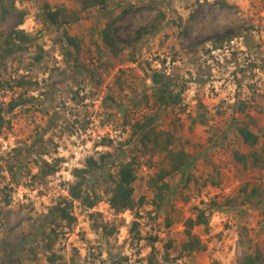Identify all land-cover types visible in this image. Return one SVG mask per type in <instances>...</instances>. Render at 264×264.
Instances as JSON below:
<instances>
[{
    "label": "rangeland",
    "instance_id": "1",
    "mask_svg": "<svg viewBox=\"0 0 264 264\" xmlns=\"http://www.w3.org/2000/svg\"><path fill=\"white\" fill-rule=\"evenodd\" d=\"M15 1L25 15H0V48L14 29L30 40L0 59V264H244L246 252L264 256V170L235 157L264 142V0ZM59 5L78 20L52 22ZM116 18L118 56L102 41ZM65 31L81 40L79 55ZM154 72L176 91L185 86L181 104L156 103ZM17 100L25 102L8 113ZM150 116L174 135L170 151L140 142L136 123ZM242 124L261 135L257 147L244 143ZM180 148L191 162L167 176L171 191L159 205L148 181L172 169L169 155ZM89 157L102 164L85 185L98 204L74 200L69 224L53 210L72 200L73 171ZM132 160L135 204L116 213L110 189L119 164ZM244 187H259L262 201L244 202ZM199 209L210 217L193 230L204 248L182 254L185 223Z\"/></svg>",
    "mask_w": 264,
    "mask_h": 264
},
{
    "label": "trees",
    "instance_id": "2",
    "mask_svg": "<svg viewBox=\"0 0 264 264\" xmlns=\"http://www.w3.org/2000/svg\"><path fill=\"white\" fill-rule=\"evenodd\" d=\"M103 5L106 4L105 0H102ZM50 8L49 5H47ZM137 9V6H130L126 8L125 12L134 11ZM18 12L23 19L25 13L20 11L16 6L15 0H0V15L5 16L10 13ZM52 22L58 23L60 25L70 24L78 20L79 16L77 12L71 11L68 7L59 5L56 10H50L48 13ZM160 17L165 18V14L161 13ZM119 22V18H116L113 22L106 24L105 28L102 30V41L105 46L111 51L115 56L119 55L120 50L117 47V39L114 36L116 31V24ZM23 23V20L22 22ZM160 25L158 23L154 24V28L158 29ZM65 38L69 45L74 46L78 55L81 51V40L76 36L69 35L66 31L64 33ZM4 45L1 46L0 59L5 60L7 57L13 53L18 52L19 50H26L27 47L25 43L30 40L29 35L23 29H14L8 34L3 35ZM39 59H41L39 57ZM152 81L154 83L153 96L160 106L164 107H173L182 103V93L185 90L183 86L182 90L176 91L172 84L170 83L169 78L160 72H154L152 74ZM20 86L29 85L33 82L30 81H21L18 82ZM25 101L17 100L10 102L7 112H13L17 107L21 106ZM201 121H205V116L201 115ZM155 118L153 116L148 117L143 122L136 123V131L138 136H140V142L147 145H153L154 148L161 151H170V147L174 142V135L170 132L163 130H158L155 123ZM5 126V117L3 115V108H0V133ZM238 133L242 137L245 144L249 145L252 148L257 147L261 141V135L253 131L249 124H242L238 126ZM264 138V134H263ZM238 162L242 163L245 168L250 165L259 167L264 170V142L261 150H255L251 154H242L237 152L235 154ZM171 160V170L162 169L157 176L151 177L148 181V186L150 188H155L157 191L156 197L159 199L158 204L162 203L166 198V192L171 191V185L166 181V178L172 171H184L191 162L190 154L180 148L177 151H173L169 155ZM104 159V157H103ZM252 159V162H251ZM260 165V166H259ZM102 164L98 162L94 157H89L87 159L86 167L76 168L73 171V175L76 178V181L69 186V194L72 200L66 199L62 205L59 204L54 208V212L57 213L58 217L69 224H73L77 221V217L73 214V201H80L84 207L94 208L98 204L97 196L88 190L87 182L90 180L88 177L89 174L93 175ZM57 168L53 167L50 169H42V176L46 177L56 171ZM138 179L137 174V165L134 160L129 162H121L117 174L114 177L113 186L110 189L109 204L110 207L116 212L121 213L127 210H132L135 204V182ZM86 185V186H85ZM247 187V185H245ZM247 193L246 188L244 187L242 192ZM264 192V191H263ZM262 191L260 188L256 187L251 190V192L246 194L244 202H250L252 199H256L258 202L262 201ZM210 222V217L206 213V210L199 209L197 216L190 217L187 219L186 233L189 237L187 242H184L181 247V253H192L195 250L204 248L203 243L199 238L193 234V230L196 226H208ZM138 222L134 221L132 223V231L138 229ZM52 247V241L47 243V248ZM58 256L53 254L49 261L54 263ZM264 256L261 252L250 253L246 252L244 256V264H263Z\"/></svg>",
    "mask_w": 264,
    "mask_h": 264
}]
</instances>
